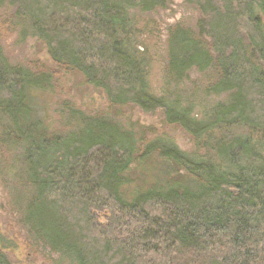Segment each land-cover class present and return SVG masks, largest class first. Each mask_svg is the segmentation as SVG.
Returning a JSON list of instances; mask_svg holds the SVG:
<instances>
[{
  "label": "trees",
  "instance_id": "trees-1",
  "mask_svg": "<svg viewBox=\"0 0 264 264\" xmlns=\"http://www.w3.org/2000/svg\"><path fill=\"white\" fill-rule=\"evenodd\" d=\"M182 1L200 21L196 34L168 31V78L177 83L194 69L207 91L230 94L199 120L170 98L171 80L153 95L151 58L129 31L130 10L165 0H0L13 10L0 20V172L27 192L15 212L26 246L72 264H264V0ZM4 26L40 43L53 67L10 64ZM72 73L104 94L107 113L71 111L74 125L55 130L34 95ZM128 105L162 112L190 135L194 153L122 131L109 116ZM2 150L18 152L8 159ZM152 160L167 178L127 200L128 174ZM0 264H9L1 250Z\"/></svg>",
  "mask_w": 264,
  "mask_h": 264
},
{
  "label": "rangeland",
  "instance_id": "rangeland-1",
  "mask_svg": "<svg viewBox=\"0 0 264 264\" xmlns=\"http://www.w3.org/2000/svg\"><path fill=\"white\" fill-rule=\"evenodd\" d=\"M151 10L140 12L132 9L128 12L129 17H132L130 19L134 22L131 23L132 29L129 31L135 28L139 33L136 32L139 43H144L151 58L148 75L150 90L155 96H163L164 83L171 80L170 86L167 88L170 91V98L177 100L179 106L190 107L192 116L199 120L203 114L214 109L216 105L228 102L230 94L222 92L214 95L213 92L207 91L206 75L197 73L194 69H190L183 80L177 83L171 77L168 78L165 72V44L168 31L174 27L191 30L196 34L200 12L194 5L186 4L182 0H165L161 8ZM12 11L9 8H1L0 20L9 19L13 14ZM19 25L21 26V23ZM17 31L5 26L2 27L1 46L4 58L10 64L23 65L31 69H37L34 68L33 64L39 67L52 68V63L49 61L43 46L30 37L20 40ZM53 83V90L38 92L34 95L37 114L44 117L45 124L51 128L67 132L68 128L75 123L71 115L72 112L88 118L107 113V101L104 94L86 84L79 75L74 73L58 74L54 77ZM111 114L109 117L118 123L122 131H131L137 139L142 140V143L147 144L150 143L149 141L157 139L161 142H167V145L174 144L181 153H194L190 135L175 125H168L164 115L159 110L153 113H144L138 108L128 105ZM68 125L71 126L68 127ZM17 152L4 151L2 156L9 159V156H13ZM152 161L153 165L145 166L148 162L139 164L128 174V179L132 183L126 187L131 195H127V200L133 198L132 192L134 190L139 191L138 187L142 191L153 182L167 178L159 173L161 166L158 162ZM1 174L0 250L5 255L7 262L9 264H72L66 258H59L60 255L51 253L43 245H38L33 249L26 246L28 244L25 239L26 233L18 223L21 213L19 211L17 216L15 212L17 208H20L21 211L24 210L27 192L23 190L17 179L15 181L13 177H5L3 173ZM98 216L99 222L104 223L103 213H99Z\"/></svg>",
  "mask_w": 264,
  "mask_h": 264
}]
</instances>
